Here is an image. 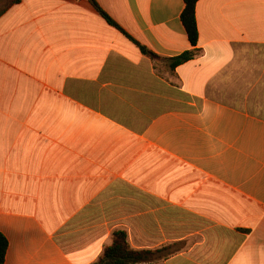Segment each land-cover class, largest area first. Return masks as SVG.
I'll list each match as a JSON object with an SVG mask.
<instances>
[{"label":"crops","instance_id":"crops-1","mask_svg":"<svg viewBox=\"0 0 264 264\" xmlns=\"http://www.w3.org/2000/svg\"><path fill=\"white\" fill-rule=\"evenodd\" d=\"M0 0L4 264H264V0ZM157 55H144L138 45Z\"/></svg>","mask_w":264,"mask_h":264},{"label":"trees","instance_id":"trees-1","mask_svg":"<svg viewBox=\"0 0 264 264\" xmlns=\"http://www.w3.org/2000/svg\"><path fill=\"white\" fill-rule=\"evenodd\" d=\"M19 1L20 0H8L7 5L9 6L10 4ZM197 1L198 0H183L184 7L180 19L188 40L193 48L186 50L175 57L166 58L165 60L169 62L171 69H174L176 66L194 58L198 54V50L195 48L198 40V30L195 18V6ZM90 2L108 23L116 26V24L98 7L94 0H90ZM137 45L144 55L149 56L153 60L159 58L145 47L139 44ZM109 241L108 244L104 245L101 254L91 264H162L154 263L153 256L167 250V247L156 250L134 249L129 245L126 232L123 229L113 230ZM7 246L6 238L0 233V264H4Z\"/></svg>","mask_w":264,"mask_h":264}]
</instances>
